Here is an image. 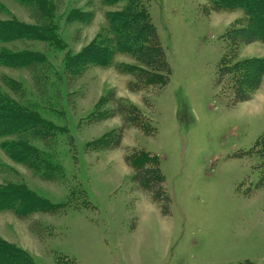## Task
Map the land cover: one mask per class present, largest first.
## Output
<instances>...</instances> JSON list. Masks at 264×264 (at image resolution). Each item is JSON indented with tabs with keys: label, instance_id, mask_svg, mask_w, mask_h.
I'll use <instances>...</instances> for the list:
<instances>
[{
	"label": "rangeland",
	"instance_id": "rangeland-1",
	"mask_svg": "<svg viewBox=\"0 0 264 264\" xmlns=\"http://www.w3.org/2000/svg\"><path fill=\"white\" fill-rule=\"evenodd\" d=\"M60 44L38 40L1 42V48L38 50L49 61L40 90L23 67L0 65V89L32 103L59 127L46 147L63 174L42 180L0 148V183L22 182L50 201L67 202L60 214L34 212L26 219L0 209V236L24 248L36 264H264V183L256 142L264 132V75L245 101L233 102L228 76L216 84L224 33L243 17L241 9L205 10L206 0H147L148 10L170 66L159 89L131 92L116 54L110 66L90 65L68 79L63 58L106 28L105 12L119 8L102 0H53ZM0 19L35 23L16 0H0ZM76 11L81 20L67 21ZM88 19L87 21H85ZM264 57V42L240 44L231 60ZM16 79L15 95L2 80ZM68 79V80H67ZM132 102L140 127L124 129L121 145L109 148L106 136L121 118L93 120L112 103ZM4 138H0V142ZM158 157L168 213L133 180L125 155ZM39 223L41 239L30 229Z\"/></svg>",
	"mask_w": 264,
	"mask_h": 264
},
{
	"label": "trees",
	"instance_id": "trees-1",
	"mask_svg": "<svg viewBox=\"0 0 264 264\" xmlns=\"http://www.w3.org/2000/svg\"><path fill=\"white\" fill-rule=\"evenodd\" d=\"M30 11L35 23H26L14 17L0 19V43L16 40H38L54 45L60 44L57 3L53 0H16ZM205 10L241 9L243 17L234 20V24L224 33L230 42L229 54L222 55L218 66L216 84L219 86L228 76L233 102L248 100L258 88L264 75V57L231 60L240 44L257 40L264 42V0H206ZM123 4L114 10L105 12L106 28L99 31L86 45L63 58V71L68 79H75L90 65L110 66L116 54L131 56L136 64L120 62L116 65L120 73H128L132 80L127 82L131 92L140 91L144 86L159 89L164 86L170 75V66L152 23L147 0H102L104 5ZM0 9L4 6L0 4ZM67 21L81 20V15L70 11ZM86 19L85 21H87ZM0 65L23 67L33 78L34 86L40 90L45 71L50 67L47 58L38 50L24 48L20 50L0 49ZM67 79V80H68ZM6 87L15 95L23 92V86L12 77H5ZM104 103H112L93 120L118 115L121 124L106 136L109 148L121 145L126 127H140L136 121L141 114L130 101L115 96L109 91L102 96ZM59 127L42 116L37 107L0 89V148L6 156L28 167L42 180L54 181L62 174L61 166L53 157L32 144L38 139L46 147ZM256 152L262 160V180L264 183V132L255 144ZM125 162L133 169V180L145 189L150 198L160 204L163 214L168 213L167 202L170 197L163 189V178L158 169V157L146 151L125 155ZM68 207L67 202L54 203L46 197L28 188L22 182L0 183V209L11 211L17 218L26 219L34 212L60 214ZM31 231L41 239L39 223L30 224ZM0 264H36L33 257L22 247L0 236Z\"/></svg>",
	"mask_w": 264,
	"mask_h": 264
}]
</instances>
